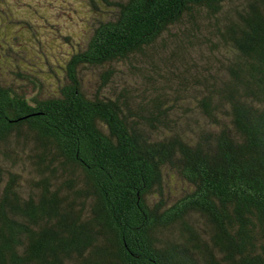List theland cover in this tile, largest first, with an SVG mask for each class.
<instances>
[{"label": "trees", "instance_id": "trees-1", "mask_svg": "<svg viewBox=\"0 0 264 264\" xmlns=\"http://www.w3.org/2000/svg\"><path fill=\"white\" fill-rule=\"evenodd\" d=\"M88 1L56 89L0 63V264H264V0Z\"/></svg>", "mask_w": 264, "mask_h": 264}, {"label": "rangeland", "instance_id": "rangeland-1", "mask_svg": "<svg viewBox=\"0 0 264 264\" xmlns=\"http://www.w3.org/2000/svg\"><path fill=\"white\" fill-rule=\"evenodd\" d=\"M98 15L88 0H0L3 72L10 75L7 63L11 69L20 64L21 71L38 75L47 88L56 89L59 79L66 77L71 54L91 37ZM37 87L27 94L37 92ZM173 180L169 190L177 194L182 182Z\"/></svg>", "mask_w": 264, "mask_h": 264}]
</instances>
